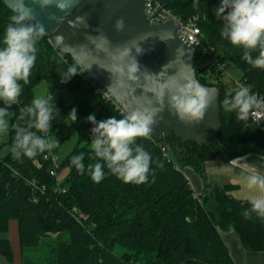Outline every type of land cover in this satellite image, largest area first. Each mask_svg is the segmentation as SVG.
<instances>
[{
  "label": "trees",
  "instance_id": "1",
  "mask_svg": "<svg viewBox=\"0 0 264 264\" xmlns=\"http://www.w3.org/2000/svg\"><path fill=\"white\" fill-rule=\"evenodd\" d=\"M158 1L184 20L197 17L205 46L197 50V79L219 88L222 129L202 146L183 143L175 135L165 141L138 138L154 161L148 179L141 184L126 183L105 169V178L94 182L87 171L81 174L70 163L80 152L85 154V165L97 159L90 146L95 125L87 116L94 112L100 121L126 114L82 69L62 81L73 64L71 58L43 35L37 41V58L28 83L20 81L18 102L10 107L14 110L10 122L24 123L17 121L19 110L31 102L34 88L46 80L59 109L49 136L75 107L77 118L67 125V132L68 136L76 133L78 141L58 162L53 176V164L44 158L48 151L34 158H16L10 150L11 127L7 141L0 140V253L8 261L14 260L5 237L11 221L18 222L22 264H236L222 238V232L231 229L245 250L264 252V218L254 214L245 219L242 215L248 200L236 199L232 186L195 198L189 180L169 155L173 153L182 166L189 165L199 174H203L204 163L215 158L229 163L250 154L264 155L263 124L254 122L249 110L241 118L224 109L225 95L238 88L232 90L221 81L229 69H237L242 73L240 82L264 96V69L247 64L243 50L222 38V20L216 15L219 0ZM13 14L0 1V37ZM221 64L225 70L220 69ZM0 107L7 106L0 103ZM65 168L67 176L60 182L58 173Z\"/></svg>",
  "mask_w": 264,
  "mask_h": 264
},
{
  "label": "clouds",
  "instance_id": "2",
  "mask_svg": "<svg viewBox=\"0 0 264 264\" xmlns=\"http://www.w3.org/2000/svg\"><path fill=\"white\" fill-rule=\"evenodd\" d=\"M53 0H40L42 6L49 5ZM73 0H59L58 7L65 9ZM216 15L222 20L221 36L231 45L243 50L242 59L255 68L264 69V0H219ZM32 10L25 6L24 0L19 5L10 22L0 37V135L14 131L10 150L16 158H34L40 153L53 149L59 143L47 135L51 121L59 114L56 101L51 95L35 96L30 103L19 110L17 121L10 122L11 105L18 102L22 88L20 81L28 83L33 65L37 58V41L44 35V28L39 24H31ZM123 27V21L117 22V28ZM139 51V49H137ZM253 51L258 52L253 55ZM128 49L120 55L127 57ZM126 74L137 73L138 66L131 60L123 70ZM79 74L77 66L70 64L63 75L62 81L69 80ZM208 88L197 79L192 78L177 84L169 92L170 108L185 123H199L212 101ZM223 107L227 112H236L243 117L254 104V97L249 86L241 84L234 93H228L223 99ZM158 110L137 109L122 118L110 116L96 121L95 113L87 116L93 123V137L90 146L94 163L85 165V154L80 152L71 157V165L99 183L106 176L105 169L126 183L141 184L148 179L152 155L137 139L148 137L155 123ZM71 121L76 120V108L68 113ZM248 189L264 190V174L251 171L243 178ZM242 215L252 219L253 215L264 218V195H257L248 201Z\"/></svg>",
  "mask_w": 264,
  "mask_h": 264
},
{
  "label": "water",
  "instance_id": "3",
  "mask_svg": "<svg viewBox=\"0 0 264 264\" xmlns=\"http://www.w3.org/2000/svg\"><path fill=\"white\" fill-rule=\"evenodd\" d=\"M0 1L13 12L19 5V0ZM58 2L42 6L40 0H24L33 14L28 22L41 25L53 47L109 92L126 115L137 109L158 110L151 138L165 141L175 135L183 143L202 146L222 129L220 90L213 84L204 85L213 98L199 123L181 121L170 108L169 92L197 79V50L182 38L173 20L151 23L146 0H73L65 9ZM125 48L127 57L120 55ZM133 59L138 71L126 74L123 70Z\"/></svg>",
  "mask_w": 264,
  "mask_h": 264
},
{
  "label": "crops",
  "instance_id": "4",
  "mask_svg": "<svg viewBox=\"0 0 264 264\" xmlns=\"http://www.w3.org/2000/svg\"><path fill=\"white\" fill-rule=\"evenodd\" d=\"M177 161L176 163L181 170L182 167H188L186 165L182 166L179 160ZM251 171L264 174V155L250 154L245 157L237 158L229 163L224 162L220 158H215L204 163L202 175L192 169H187L183 172L197 195L205 194V192L210 193V191L214 192L218 187L232 186L231 193L236 199L249 201L254 196L264 195V190L255 188L248 189L246 187V181L243 178ZM17 226L18 225H16V227ZM222 238L236 264H264V252L245 250L240 237L234 230L223 231ZM11 239L12 241L10 240V242L14 252V260H16V253L20 251L21 254L20 242L18 243L17 239V243L15 244V238L12 237ZM4 258L5 257L0 253V264H5Z\"/></svg>",
  "mask_w": 264,
  "mask_h": 264
},
{
  "label": "built area",
  "instance_id": "5",
  "mask_svg": "<svg viewBox=\"0 0 264 264\" xmlns=\"http://www.w3.org/2000/svg\"><path fill=\"white\" fill-rule=\"evenodd\" d=\"M146 11L148 18L151 23H162L167 20H173L181 33L182 38L188 42L189 44L195 46L196 50L205 49V46L202 42L203 35L200 27L197 25L196 19H189L185 21L181 17L175 15L170 9L166 8L160 1L158 0H146ZM221 70H225V64L220 66ZM236 87L242 84L240 81L235 82ZM105 91V97L109 100H114L109 92ZM254 97V104L249 109V117L257 123L263 124L264 129V96L258 92H252ZM115 101V100H114ZM48 135V133H47ZM165 151V149H164ZM45 160L51 161L53 164V169L51 174L53 176L57 175V169L59 168V163L57 157L53 151V149L48 150L45 154ZM195 198H198V195L195 194Z\"/></svg>",
  "mask_w": 264,
  "mask_h": 264
},
{
  "label": "rangeland",
  "instance_id": "6",
  "mask_svg": "<svg viewBox=\"0 0 264 264\" xmlns=\"http://www.w3.org/2000/svg\"><path fill=\"white\" fill-rule=\"evenodd\" d=\"M196 18L197 17H195V19ZM191 19H194V18H191ZM185 21H187V20H185ZM241 76H242V73L239 70L231 68L227 71V74L221 78V81L227 83L230 89L235 90V89H237L235 82L240 81ZM38 95H45V96L49 95V87H48V83L46 80L41 81L34 88V97L38 96ZM9 112L12 113L11 116L9 117V119L11 121V117L14 115V110L9 108ZM72 123L73 122L71 121L70 117H67L64 124L60 128H58L55 132H53L51 134V136H49V132H48V136L53 140V142H55L56 140L59 141V143L56 145V147L53 148V151L55 150L54 153H55L59 163H61L62 160L72 152V150L74 149V147L76 146L77 141H78V135L76 133H72L68 136L67 125H70ZM7 139H8V133L0 135L1 142H6ZM6 150H7V148H4V151H6ZM169 155L175 162H178L173 153L170 152ZM186 166H188V167H182L183 171H186L187 169L194 170L193 167H191L189 165H186ZM178 168L180 169L179 166H178ZM67 173H68V170L66 168L63 169L62 171H60L58 173V180L60 182H63L67 176ZM200 175H202V174H200ZM186 178H187V176H186ZM16 225H18L17 221H11L9 224V230L5 234V237L8 238L9 241L10 240L12 241L11 238L14 237L15 240L14 239L13 240L15 241V244L17 243L16 242L17 239H18V243L20 242L19 233H18V226L16 227ZM0 237L2 238V235H0ZM19 245H20V243H19ZM15 256H16V260H13V262H10L4 258L5 264H16V263L22 264V258H21L20 251H19V253H16Z\"/></svg>",
  "mask_w": 264,
  "mask_h": 264
}]
</instances>
